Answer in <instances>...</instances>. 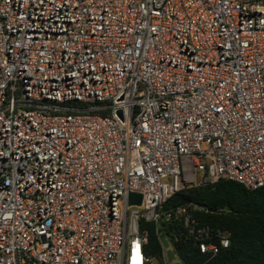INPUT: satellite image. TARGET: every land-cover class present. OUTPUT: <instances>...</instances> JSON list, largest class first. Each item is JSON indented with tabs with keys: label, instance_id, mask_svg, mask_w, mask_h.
Returning a JSON list of instances; mask_svg holds the SVG:
<instances>
[{
	"label": "built area",
	"instance_id": "1",
	"mask_svg": "<svg viewBox=\"0 0 264 264\" xmlns=\"http://www.w3.org/2000/svg\"><path fill=\"white\" fill-rule=\"evenodd\" d=\"M221 180L264 188V0H0V264H155L164 221L214 257L165 206Z\"/></svg>",
	"mask_w": 264,
	"mask_h": 264
},
{
	"label": "trees",
	"instance_id": "2",
	"mask_svg": "<svg viewBox=\"0 0 264 264\" xmlns=\"http://www.w3.org/2000/svg\"><path fill=\"white\" fill-rule=\"evenodd\" d=\"M189 203L206 208L194 211L202 225L230 232V246L211 257L201 253L197 241L179 222L142 223L148 232L146 256L165 264L160 241V233H165L184 264H264V188L250 190L236 181L221 180L184 189L165 207Z\"/></svg>",
	"mask_w": 264,
	"mask_h": 264
},
{
	"label": "water",
	"instance_id": "3",
	"mask_svg": "<svg viewBox=\"0 0 264 264\" xmlns=\"http://www.w3.org/2000/svg\"><path fill=\"white\" fill-rule=\"evenodd\" d=\"M141 201H142V196L140 194H137V193L130 194L129 202L131 205H140ZM160 240L162 241L164 247L166 249H168L167 250L168 262L171 264H174L173 262L176 260V254L172 249H170V242H169L167 236L161 235Z\"/></svg>",
	"mask_w": 264,
	"mask_h": 264
},
{
	"label": "rangeland",
	"instance_id": "4",
	"mask_svg": "<svg viewBox=\"0 0 264 264\" xmlns=\"http://www.w3.org/2000/svg\"><path fill=\"white\" fill-rule=\"evenodd\" d=\"M153 262L157 264V262L154 259H153ZM174 264H184V263L180 260L179 256L177 255L176 260L174 261Z\"/></svg>",
	"mask_w": 264,
	"mask_h": 264
}]
</instances>
